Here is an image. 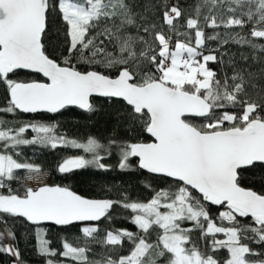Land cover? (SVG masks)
Here are the masks:
<instances>
[{
  "label": "snow or ice",
  "instance_id": "1",
  "mask_svg": "<svg viewBox=\"0 0 264 264\" xmlns=\"http://www.w3.org/2000/svg\"><path fill=\"white\" fill-rule=\"evenodd\" d=\"M139 7L137 0H86V5L0 0V84L7 97L0 112L55 114L75 106L91 113L94 97L119 101L124 108L123 135L114 130L103 143L91 136L86 142L68 139L56 123L9 126L0 119V255L10 257L9 264H26L16 241L17 220L36 229L38 255L45 264H158L149 255L155 250L166 264H264V190L243 182L245 173L264 171V60L253 57L259 64L253 72L237 67L235 58L221 51L233 43L264 56V43H258L264 41V0H202L196 15L187 17L179 0L146 5L159 10L162 23H154ZM180 20L184 23L178 26ZM53 24L62 42L51 39ZM220 28L223 34L215 31ZM212 40L218 41L216 48L207 46ZM225 56L231 76L208 67L223 64ZM248 59L240 53V62ZM20 70L42 79L18 81L13 77ZM29 130L32 137L26 136ZM31 145L90 154L65 155L56 167L60 174L115 167L158 174L173 183L146 202L126 190L117 199L86 197L47 183L27 186L21 194L12 188L19 170L44 178L42 168L17 150ZM113 155L117 164H106ZM209 204L221 209L217 217ZM115 207L131 213L136 233L100 227L114 219ZM237 216L250 217L252 223L241 224ZM48 223H79L83 242L65 239L62 250L51 248L43 239ZM153 231L155 243L149 240ZM194 231L203 247L193 239ZM217 234L225 239H216ZM124 239L133 250L113 259ZM97 245L106 252L100 260L89 259ZM221 249L228 253L224 260L215 255Z\"/></svg>",
  "mask_w": 264,
  "mask_h": 264
},
{
  "label": "trees",
  "instance_id": "2",
  "mask_svg": "<svg viewBox=\"0 0 264 264\" xmlns=\"http://www.w3.org/2000/svg\"><path fill=\"white\" fill-rule=\"evenodd\" d=\"M76 3H82V0H72ZM173 1L177 0H137L139 11L145 12L149 15L150 19L154 23H162L160 12L157 8H146V5H156L160 3L172 4ZM179 4L184 10L185 17L191 15H196L197 7L202 4V0H179ZM202 15H207L206 9H201ZM184 21H177L178 26L183 25ZM58 24H53V31L50 32L51 39L55 42L59 40L62 42V35H58L55 32V28ZM180 31H186L185 28L180 27ZM215 31L224 33L225 29L220 28ZM237 32L247 33L248 28L235 29ZM129 32L135 34L134 29H129ZM207 34H212V29L206 30ZM183 39V37H181ZM175 40V39H174ZM258 43H264V41H258ZM218 41L212 40L207 42L209 48H216ZM109 51L111 49L109 48ZM221 51L228 52L229 56L235 58L237 62V67L247 68L253 72L259 67V64L254 61L253 57L259 60H264V56L261 55L259 51H252L247 46H238L233 43L221 48ZM240 53L248 55L249 59L247 63L239 61ZM229 56L224 57V63H209L208 67L215 70L217 73H227L231 76L233 70L231 67H227V61ZM14 79L18 81H28L32 79H41L36 73H32L25 70H20ZM250 94L255 97V93L250 92ZM6 93L4 86L0 84V106H3L6 102ZM94 111L89 113L81 110L77 107L70 106L59 113H48V112H38V113H22L17 111L14 115L8 114L6 112H0V119L9 122V126H15L21 122L27 123L29 121L33 122H50L56 123L60 133L65 134L68 139H77L78 142H86L88 137H93L98 139L101 143L106 141L116 130L120 135H123V115L124 108L119 101L113 102L103 97L93 98ZM34 133L30 130L26 133L27 137H32ZM18 151H22V159L26 162H31L34 166L42 168V172L47 173L48 184H58L63 186H68L72 190L76 191L78 194L84 195L86 197H100L102 195L109 196L113 199H117L125 190L127 194L134 200H139L141 202H146L150 200L156 191L169 188L173 183L172 180L161 175L149 174L146 171L139 169H132L129 171H119L115 167L111 171L102 172L94 170L93 167H88L83 170H76L70 174H60L57 170V164L61 161V158L65 155H86L90 158V154L83 153L82 150H75L70 148L60 147L56 150L50 148H44L42 146H20ZM106 164L115 166L117 164V158L115 155L111 159L105 160ZM26 170H19L17 176L19 179L12 183V188L23 194V189L25 187L24 175ZM244 185L247 187H252L257 191L264 190V171L259 168L254 169L248 173L244 174ZM145 185H150L151 187H146ZM212 216L217 217L218 212L221 210L217 206L208 205ZM114 219L109 221H103L100 224L102 229L105 228H115V229H126L133 233L138 231L137 227L130 222L131 213L122 209L121 207H115L112 210ZM11 219V218H9ZM237 219L241 224H251L252 220L247 218H241L237 216ZM219 224V220H217ZM224 226H229L228 221H224ZM15 236L18 244V248L22 254L23 259L26 264H45V258L38 255L39 251V241L35 235L36 229L29 223H24L20 221H15ZM185 228L189 227L188 223L183 225ZM47 231L43 234V239L50 242L51 248L62 250V243L66 239L68 242H83L81 225L79 223H74L69 227H59L54 224L48 223L45 225ZM193 239L197 241L198 244L203 247V240H200V233L194 231L192 233ZM223 234H217L216 239H223ZM157 239V233L153 231L149 240L155 243ZM253 248H259L258 245L252 244ZM133 250V244L131 241L124 239L122 245L115 249V254L112 255L113 259H118L120 256H127ZM94 255H90L89 259L100 260L101 254L105 253L106 250L103 246L97 245L92 249ZM158 250L150 253L151 258L157 260L158 264H166V259L158 257L156 254ZM108 254H111L110 252ZM216 258L219 260H224L228 257V253L225 249H221L215 253ZM10 257L7 255H0V264H9Z\"/></svg>",
  "mask_w": 264,
  "mask_h": 264
},
{
  "label": "rangeland",
  "instance_id": "3",
  "mask_svg": "<svg viewBox=\"0 0 264 264\" xmlns=\"http://www.w3.org/2000/svg\"><path fill=\"white\" fill-rule=\"evenodd\" d=\"M72 2H74V1H72ZM74 3H76V2H74ZM82 3H84L86 5V0H82ZM174 43H175V40H173V44ZM38 175H39L38 173L29 172L28 170H26L25 175H24L25 187H27V186L36 187L38 184H41V183H47L48 184V177H47L46 172H43L44 178L42 180H38L36 178ZM223 239H225V237Z\"/></svg>",
  "mask_w": 264,
  "mask_h": 264
},
{
  "label": "water",
  "instance_id": "4",
  "mask_svg": "<svg viewBox=\"0 0 264 264\" xmlns=\"http://www.w3.org/2000/svg\"><path fill=\"white\" fill-rule=\"evenodd\" d=\"M25 71H27V70H25ZM30 72V71H29ZM33 73V72H32ZM37 74V73H36ZM37 75H39L40 77H41V79H42V76L40 75V74H37ZM41 79H32V80H28V81H23V82H30V81H33V80H41ZM73 107H75V106H73ZM43 112H46V111H43ZM250 218V217H249ZM251 219V218H250Z\"/></svg>",
  "mask_w": 264,
  "mask_h": 264
},
{
  "label": "built area",
  "instance_id": "5",
  "mask_svg": "<svg viewBox=\"0 0 264 264\" xmlns=\"http://www.w3.org/2000/svg\"><path fill=\"white\" fill-rule=\"evenodd\" d=\"M175 3H177L176 1H173V3L172 4H175Z\"/></svg>",
  "mask_w": 264,
  "mask_h": 264
}]
</instances>
